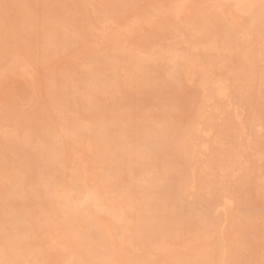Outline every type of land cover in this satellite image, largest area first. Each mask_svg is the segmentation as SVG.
Listing matches in <instances>:
<instances>
[{
    "label": "rangeland",
    "instance_id": "rangeland-1",
    "mask_svg": "<svg viewBox=\"0 0 264 264\" xmlns=\"http://www.w3.org/2000/svg\"><path fill=\"white\" fill-rule=\"evenodd\" d=\"M2 1L4 2V6L1 9V14L2 16H4V21L6 23H14L13 19H16V14L21 13L22 9H24V15H28L29 13L33 15L35 24H37L39 21L36 19L41 20L39 25H37V30L33 38L34 50L30 52L31 54H29V56L21 53L23 62L27 61L26 57H29L30 59L38 58L41 54L44 53V50L42 49L41 51L40 48H42L43 46L42 43H45L47 41V36L45 35V33H47V31L51 29L55 30L56 28L54 27H57V25L52 27V25L56 24H51V19L53 18V16L55 17L56 15H58V17H61L58 18L56 16L54 22L59 19V22H66L67 20H70V22L71 20L74 21L75 24H70L73 26L75 25V27H72L74 30L69 28L71 26L64 28L66 29V31L70 30L68 32L70 33L73 41L75 39L77 41L76 44H74L75 50L69 51L67 53L61 52L60 54L54 56V59L52 58L51 60H49L51 62L48 61L47 63L48 68L47 66H44V64H42V67L37 68L34 65V70V67H30L27 62H25L23 63L25 64L24 68L22 67L20 69H16V71H11L10 66L13 64L12 58L14 59L15 55H17L15 54L17 51L14 52L13 50L5 53V58L3 60H0V117L1 115H3V112L1 111H5L6 113H8L4 114L6 115L4 119L8 118V121H4V119L0 118V140L3 142H7V140L10 139V142L13 141L11 142V144L9 143V149H4L5 151L3 149L0 150H2L1 153L5 152V155L10 154V157L15 159V161L11 160L9 162H4V164L0 163V184L3 182L1 186L4 187L10 183L11 185L14 183L15 185L12 186L15 187V190L17 186H19L18 184H16V182H14L16 180L15 178H13L14 176H16H13V173L15 174V171L13 169H9L8 166L12 167L13 165H19L25 160L27 162H30L31 158V162H37L38 160H40L41 162L38 161L39 163H44L41 157L34 155V151L38 148H41V146L39 145V138L40 135H44L43 133H41L44 131V129L43 131L37 129L38 131L36 130L35 133H33L34 136H32L33 134L31 133L28 134L29 136H26L27 133L24 130L27 125H34L36 121H40L41 115H43L44 113L47 114V111L49 112L50 118L47 119V117H45L42 121V123H45V127L43 126V128L47 129V133H49L50 131H48V128H46L47 124L52 125V130L50 128L49 130H51L54 135L57 134L54 137L56 139H59V137L57 138L56 136L61 135L65 130H67L66 128L69 125L67 124V122L69 123V121L70 125L68 126V129L70 127L74 128V126H72L73 124H77L76 126L82 125L85 127H90L93 124V121L87 122L85 120L86 117H82V115H79L81 118L74 121L75 119H73V116L74 118H76V113L75 111L73 112L72 106L64 107L65 110L63 112L60 111L62 113L54 109L55 106L53 107V102H51L52 98L54 97V95L52 94V91L54 89L53 86H56L59 89H65L63 88V86L66 87L64 83L66 84L67 81L64 82V78L66 77L65 80H68L67 76L71 72L72 75H76L75 70H77V68L78 71L81 69V71H79L81 73L76 71L78 73L77 76H81L83 73L88 72L89 69H91L89 70V72H91L93 70V67L101 64L102 59L105 60L107 57L114 58L117 55L124 54L125 52H122L121 49H119V51L117 49H111L115 47L114 39H112L111 37L113 36L114 38V35H116V37H120V39L129 40L130 49L133 48L134 50L138 51L140 55H143L144 58H148V60L150 61L153 60V62L150 63L156 64L155 66L157 67H155L156 69L154 68L151 70L142 68V70L148 71V74H150L148 77L151 78L145 86L141 81L131 84H134V86H130L127 84L124 85L126 78L128 80L130 77L129 75H131L130 73L132 72V69H130L132 68L131 63L127 65L125 62L121 63V66L124 64L125 65L124 67L118 69V73H116V76L119 77V80L122 83L121 85H119V89H117L118 86H112L111 88L106 89L105 92V89H102L105 88V86L101 83V90L103 92L100 91L99 88L96 90V95L99 94L100 96H103L101 97L103 99V102H97L99 103L97 106V111L100 110V113H98L97 111L95 112L97 114L96 118H98L99 116L100 120L96 119L95 122L96 125L97 123L98 125L100 124V127H103L102 129L109 127L105 129V132L106 130H108V132L105 133L103 131L105 135L101 133L102 136L99 133L100 135H98L97 137V142L101 143L100 147L97 148L99 150L96 149L95 153L90 152V154H88V152H86L84 155L76 156V165L74 162V168L77 167L82 172H84L85 175L91 174L89 176H86V179H88L89 177H95L93 178L96 179L95 181L92 178L89 181V189H91L90 187H92V189L98 190H105L106 188L110 189H107V191L99 192L96 190L98 195H100L98 197H100L99 199L102 204L108 206L110 204L108 202H110V197L112 196V199L117 201V206H126L125 202L122 203L125 199L129 200L130 198V202L133 200L131 203L134 202L133 204L135 208H133L135 212L134 210L126 206L127 214L125 215L126 218H128V229H133L135 227L134 221L138 219L140 215H143L145 211L147 212L149 210H152V212H154V215L156 214V219H151L152 221H149V230H151V227L152 231L150 232L148 230L146 233H144V236L146 237L145 239L147 240H141V238H139L141 233L139 232L138 235L135 234L136 232L133 233L132 230L130 232L128 231V235L126 237V248L128 250L127 252L129 256L134 255L133 257L135 258H139L141 256L142 258L146 259L147 264H168L167 262L170 259V254L173 253V250H176L186 257L188 256L187 260L182 264H208L209 258V264H214V262H216L215 264H264V132L261 136H257L253 134L254 130L252 131L251 129V127H253L252 120L254 118L264 117V97L259 98L260 96L258 94L260 93L261 83L255 82L260 80L253 79V77L255 76L253 72L257 73L259 71V68L264 66V17L260 19V17L262 16L261 14H264V0H250L249 2L254 1L253 3L251 2V4H249L253 7L251 13L239 12V14H241V16L243 17V20L242 23H239L237 25L238 27H234V29L232 28L230 21L225 18V14H223L225 13V10L223 9L227 7L228 3V7L233 6L231 4L233 3L232 1L219 0L218 3H215L216 0H193L191 2L198 3H193L195 4V6H192L194 7L193 9H195L197 6H199L198 8L203 9L207 6H211V3L212 5H215L214 8L212 7L213 11L211 10L213 12L212 17L214 24L217 26L218 23H216V20L218 21V19L222 18L220 20V24L227 26L229 24V26L232 28V30L230 29L229 34H233H230V36H232L236 41L233 45V47H236V49L232 50V47H229L230 51H228V46H225L224 42L222 43V40L220 38H216L213 36L211 37V35H214V31H211L213 34L211 32L209 34L208 31L207 33L201 30L199 31L198 27L191 25V23L186 24H189V27L185 26L188 27L186 28V34H184L180 30H178L177 32V29L173 24H171L172 22L170 23V21L168 22L169 24H167L166 22H162L164 27L160 25L159 29L157 26H155L156 23L159 24L157 22V19L159 18L160 13H164V11L168 12V9H171V6L175 7L174 5L177 4V2L183 1V4L185 6L186 1L187 3H189V0H109L110 2H108V5L107 3L101 5L104 0H102V2L98 0L101 3H97L98 1L94 3L98 10L92 5L93 1H89V4L87 3L86 5L88 7H85V10L80 13L79 11L81 10H77L76 12L72 11L74 10L73 8H75V5L73 3H64L66 1L72 2L73 0H48L50 1L49 4L47 0H45V3H42L40 5L39 3H34V6H38L35 7L36 9L27 6L29 5V3H27L26 1L20 3V1L17 0L16 2H14L17 4L15 5V7L13 6L14 4L10 5L11 3H13L12 1L15 0H8L9 4H6V0ZM9 1H11V3ZM116 3L118 5L121 4L120 6L126 10L125 11L124 9H122V11L124 12H120L121 14H116L117 17L120 14L119 19H113V13H110V9H112L114 12V4ZM43 4L48 5L47 7H44ZM98 4L100 5L98 6ZM183 4L181 5L183 6ZM220 4L223 6V8L221 9L223 11L220 12V15H217L218 13L216 12V7L219 8V10L217 11H220V7H222L220 6ZM7 5L12 6V8L7 9ZM18 5L19 7L17 9ZM97 6L100 8H98ZM108 6H111V8ZM39 7H44L46 9H40ZM91 7L92 10H90ZM254 7L257 9V11L256 9L254 10ZM37 8L40 9V12ZM6 9L8 12L6 11ZM16 9L19 12H17ZM93 10L95 11L92 12V14L90 11ZM5 12H7L8 14ZM26 12L29 13L27 14ZM190 13H188L187 15H189ZM9 14L12 16H9ZM45 14H47V16H43ZM192 14L195 13H191L190 16H187L189 20L193 18L194 15ZM247 14H249L250 17ZM252 15L255 16L252 17ZM13 16L15 17L13 18ZM42 16L44 18H42ZM75 18H77V20H74ZM109 18L113 20H110ZM170 18H165V20H171ZM42 20H45L44 23H47L43 24ZM75 21H78V27L76 26ZM176 21L179 25L183 24V21L182 23L179 22V20ZM261 24H263V27L260 30L258 28H260L259 25ZM49 25L50 28L52 27L51 29L48 28ZM133 25L139 26L138 28H136V26ZM167 25H169L170 27ZM249 25H252L253 28L256 29L253 31L259 30L258 32L253 33L254 35H256V38L259 37V39L257 40L261 44H258L257 40L255 44H251L248 43L245 39L246 36L244 27H248ZM133 27H135L136 29H133ZM224 28H226V26L223 27V32L221 31L223 35L225 34ZM44 29L45 31H42ZM75 29H79L80 31H76ZM128 29L130 31H127ZM154 29L157 30L155 31ZM151 31L155 32V34H153L157 36L152 37ZM199 32H201V34ZM202 32L204 35L202 34ZM77 33H79V35ZM24 36L26 38L29 37L27 34H25ZM82 36L85 38H82ZM144 38H146V40ZM83 39L86 40L83 41ZM143 39L147 42L150 40L147 45H144L146 47L140 45L142 44L141 42ZM78 40L82 42L80 46H83L85 44L84 48H80L79 46L78 48H76L77 45L80 44ZM150 42L152 43L150 44ZM23 43L25 46L27 45V41H24L20 43L19 46H22ZM105 44L109 50L105 48ZM111 45L113 46L110 47ZM147 46L149 48H147ZM102 48H104L105 50ZM136 48H141V52ZM65 51L66 50H64L63 52ZM245 51H247V55H244ZM190 52H196L195 54L199 53L200 63L202 62V65L204 66L209 65L210 70H213L212 72L214 75V81L220 79L223 82H228L231 89V100H229L233 102L228 103V105H225L223 103L230 101H220L219 103L218 100H215L213 102L210 101L209 103L206 102L207 110L205 111V117L203 116V119L200 121L202 122V127L206 129L208 133H194L191 137L193 139L195 138L196 142L199 145L198 147H196V150L198 149L197 151L195 150L196 153H192L190 147L186 146V144L188 143L183 144L182 142H180L182 143L180 144L176 142L173 145H170L172 144L171 141L173 142L172 139L174 138L171 137L168 139V137H170L169 130L167 131L169 132V134L166 132L164 137L167 142L166 144L160 146V144L158 143V138L156 137V133L158 131H162V129L164 130L167 125H170L172 127L171 131H175L176 128L182 129L188 127L187 121H190L192 119V117L190 118V114L191 109L193 108V104H198L199 102L203 103V101L205 100V91L202 84H200L202 82H200L201 80L200 75H198L199 73L196 70H193L190 73L191 75H189L191 76V79L186 81L185 76H183V70L179 69L183 66H177L180 65V60H182L181 58L177 57V55L181 56L180 54H190ZM227 53L231 54H228L227 56ZM65 54L67 55L64 56ZM70 55L71 57H69ZM158 55H160L161 57ZM253 58L261 60H258V63L256 64L254 63V68L252 67L253 71L251 69L249 70V74L252 75L247 77V75L245 76L241 68L243 65H251V61L253 60ZM225 59L228 60L225 62ZM8 60L11 61L8 62ZM86 60L88 62H86ZM110 61L112 62L113 60L111 59ZM142 65L149 64L146 63ZM162 66H164V69H162L163 71L160 70V68H163ZM105 67L106 66L104 64V74L103 76L100 75L103 79L105 78V75L110 74V71L108 70L109 67ZM256 67H258L257 70ZM144 68H147V66H144ZM8 70L10 72H8ZM23 70L25 72H23ZM62 72L63 75H60V73ZM57 73H59V76L55 75ZM160 73H162L161 76ZM51 75H53V79H51ZM55 76H57V78ZM69 76L71 77V75ZM55 78L57 79V81ZM80 85L81 86L79 92H77L78 96L80 95L81 97L82 95V97L84 98H81L85 99L86 95L82 94V92H85L86 90V87L84 86L85 84L81 83ZM128 86H130V88H128ZM105 102H107V105L109 106H105ZM217 103H222L221 105H225V108L223 109L222 106H220L219 104L217 105ZM235 107L237 108V110H235ZM79 111L81 112V110ZM241 112H243V116L240 120L237 117V114ZM55 118L57 119L54 120ZM166 121H168V123H166ZM103 122L105 124H102ZM133 127H135L137 130H135V128ZM77 128L78 127H75V129ZM123 128H131V130L127 131V129L124 130ZM78 129L80 130V128ZM149 130H152V135L151 133H148L150 132ZM122 131L125 132V135L123 136H121ZM126 131L128 133L130 132V134L127 135ZM249 133H251V135ZM24 135L26 137H24ZM30 135L34 139L33 141H31L32 138L30 139ZM60 138L61 139L59 140L63 139L62 136ZM123 139H128L125 141L126 143H124V145H120L123 147L115 148L116 152L109 153L111 151H114L112 148H114L115 146L117 147L118 144H122L124 142ZM167 139L169 140V142L167 141ZM193 139L190 140L195 142ZM23 140H25V142ZM118 140L119 142L118 144H116ZM141 145H144V147L142 148ZM202 145H205L207 149H205ZM185 146L188 148H186ZM125 149L128 151H126V154L129 153V156L132 158V160L130 157L128 158L129 160H125ZM130 149H132L133 151H135L136 149V151L134 152L135 154L132 152V150L129 151ZM184 150L188 151L189 156H187L188 153ZM237 151H242L241 153L243 154V157L242 154L238 153ZM97 153L100 154L101 157H104L102 159H99L101 161L97 160L98 157L94 155ZM118 154L121 158L118 157ZM130 154H133V156ZM192 154L194 155L192 156ZM109 155H112V158ZM239 155L242 158H240V161H238V165L235 166L233 172H230L231 174L229 173L228 176L226 174V177H224L223 172H220L218 167L225 163H233L234 160H237L236 158H238ZM110 159H113V163L112 161L110 162ZM182 161L185 163V167L182 164ZM220 163L222 164L220 165ZM119 164L123 165L124 168L122 167V169L125 172H123V170L119 168L121 167L119 166ZM34 165L33 168H35L36 170H43L42 164L40 165L36 163ZM36 165H38L39 168ZM113 165H115V167H119H117L115 171L114 169L111 170ZM132 167L135 168V171L130 170ZM209 167H213L217 171L215 170L216 172L213 173L209 170ZM74 168L69 171L68 175L73 172ZM181 169L186 173L182 172ZM9 170L11 175L7 176L9 175ZM117 170H119V173L116 172ZM111 171L112 173H110ZM121 173L123 174L120 175ZM116 174L117 176H115ZM213 174L216 175L214 176ZM184 175H188L190 180ZM6 176L10 179L8 180ZM121 176L122 178H120ZM124 176L126 179L123 178ZM101 177L103 181L101 180ZM23 178L26 179V182L30 180L27 179V177ZM185 179H187V181ZM192 179H194L193 181L195 182L191 181ZM100 181H102L101 184H99ZM4 182L7 184H5ZM30 182L32 181L30 180ZM190 182H193V185L192 183L190 184ZM135 184H137L138 187L137 185L135 186ZM141 184L143 188L139 186ZM100 185L106 187L103 188ZM107 185L109 186L107 187ZM189 185H191V188L189 187ZM94 186H98V188ZM193 186L194 188H192ZM133 187L137 188L136 193H133V191H131L133 190ZM186 187H188V189H186ZM18 189L19 188H17V190ZM137 191H140L141 194ZM172 192L175 193L171 195ZM144 195H147V199ZM16 196L17 199H12V209H14L13 213L11 215H7L5 211L4 215L0 213V215L2 216L1 221L10 219L12 216L16 217L14 219L16 223L11 220L14 224H10L11 226L9 225V230H11L10 227H13L14 225H16V227L19 226L18 224H20V226L23 225L21 222L18 223L16 219L17 217H21L23 215L24 211L27 209L26 206L30 207L31 205L32 208H39L37 200L31 203L28 198L23 197L25 199H22L20 195ZM16 196L14 198H16ZM107 196H110L108 197L109 199H105L107 198ZM173 196L175 198H173ZM10 198H13V196H10ZM27 199L31 203L30 205L27 204L29 203L27 202ZM103 199H105L106 201L108 200V202H106L105 200L103 201ZM229 199H231L232 202L230 201V206L229 204L227 205L228 207L226 206L228 210L226 211L227 213H225L224 210L219 208L221 207L223 201ZM1 200L3 199H0V209L2 208L1 211H3L5 208H9V206H6L5 202H1ZM143 201L145 203H143ZM143 209L145 211L140 212V210ZM98 213L99 212L96 213V216ZM136 214L138 215V217ZM168 214H171L173 216L171 218H167ZM130 215H134V217L131 216V218ZM90 218L89 219L91 221L94 220L92 216ZM150 222L152 224H150ZM7 225V222H4V224L0 222V242L2 241L1 237L7 233ZM151 225H154L155 227ZM62 228H66L63 226L61 227V229H59V232L61 234L65 233V235H63L62 237L65 241V238H67L66 234H69V231L62 232ZM79 228L80 229L76 230H80V232H83L87 229V227L84 225H81V227ZM96 228L91 227L90 229L98 230ZM210 229H212V231ZM51 230H53V228ZM14 232V234L19 235L17 231L14 230ZM211 232L213 233L211 234ZM206 233L210 235L208 236ZM133 237L135 238V240L133 239ZM48 238L46 240H32L30 238H26L25 241H28V244L26 246V251H23L33 253L35 256H38L41 251L44 252L45 255H40L42 258L45 257V262H47L48 264H67L74 254L79 253L78 251H84L82 249H79L81 247V244H79V237L73 236V238L71 239H69L70 237L68 238L71 241V245H76L73 247L75 251L67 249L64 246V248H62V246L59 247L60 244H57L56 241H58V243L63 242L62 238L54 237L56 241H53V239L51 240V242H49L50 239ZM76 238H78L79 240H77ZM16 239V237L13 238V240ZM72 239H75L78 242H76L75 240L73 241ZM47 240L49 243L46 242ZM210 240H212L211 245ZM214 240L216 243L214 242ZM39 241L44 243L43 247H40L37 244H41V242ZM137 243L139 244L138 246H136ZM205 245H207V247ZM209 245L211 246V250L209 249ZM44 246H46V249L44 248ZM82 248H84V246ZM39 250L40 252H38ZM209 251L211 252V254ZM207 252L209 254V258L206 255ZM190 254L192 256H190ZM162 255L168 256H166L165 259ZM204 255H206V258H208V260ZM87 256L90 257V255ZM100 257H102V255L99 257L97 256L96 258L98 259ZM212 257H217L214 258L216 259L214 262L211 261ZM33 258L34 257L29 258L30 262H33ZM203 260H206V263H204L205 261L203 262ZM3 264H7V262Z\"/></svg>",
    "mask_w": 264,
    "mask_h": 264
},
{
    "label": "bare ground",
    "instance_id": "bare-ground-1",
    "mask_svg": "<svg viewBox=\"0 0 264 264\" xmlns=\"http://www.w3.org/2000/svg\"><path fill=\"white\" fill-rule=\"evenodd\" d=\"M16 1L17 0L12 1L13 3H11V1H9L11 3L10 5L14 4L13 6L15 7V5H17V4L14 3V2H16ZM19 1H20V3H23L24 1H26L27 3H29V5H27V6L33 8V9H36L35 7H38V6H34V3H39V5L42 4V3H45L44 2L45 0H19ZM19 1H18V3H19ZM89 1H93L92 5L96 8V6L94 5V3H96V1H98V0H73L72 2H67L66 1L64 3H73L75 5V8H73L74 10H72V11H75L76 12L77 10L78 11L81 10V11H79V13H80V12H82V11L85 10V7H88L86 5H87V3L89 4ZM100 1L102 2V0H100ZM100 1H98L97 3H101ZM192 1L193 0H189L188 1L189 3H187V1H186L185 6L183 4V1L182 2H177V4L174 5L175 7H172L171 6L170 7L171 9H168L167 8L169 10L168 11L169 13L168 12H165V11H164V13H160L159 14V18L157 19V22L159 24H157L155 22L157 24V25L155 24V26H157L158 29H159L160 25H162L164 27V25H163L164 22H166L167 24H169L168 22L170 21V23L172 22L171 24H173L175 26V28L177 29V32H178V30H180L184 34H186V28L189 27L188 26L189 24L188 25H186V24L187 23H191V25L197 26L199 31L201 30V31H204L205 33H207V31H208L209 34H210L211 31H214L213 32L214 35H211V37L213 36V37H216V38H220L222 40V43L224 42L225 46H228V49H229L228 51H230V48L229 47H232L231 48L232 50L236 49V47L235 48L233 47V45L235 44L236 41H235V39H233L232 36H230V34L231 35H233V34L232 33L229 34V31H230V29L232 30V28L234 29V27H238L237 25L239 23L240 24L242 23L243 17L241 16V14H239V12H246V13L249 12V13H251V10H252L253 7H252V5H249V4H251L252 1L249 2L250 0H230V1L233 2V3L230 2L233 6L230 5L232 7H228V5H229V3H228L227 7H225V9H223V10H225V13H223V14H225V18L228 21H230L232 28L229 26V24H228V26L227 25L220 24V20L222 18L221 19L216 18V19H218L219 22L216 20V23H218V25L216 26L214 24L213 17H212V13H213L212 11H213V8H214L215 5H212V3H211L210 4L211 6H207V7L204 6L205 8H203V9L198 8L199 6H197L195 9H193L194 7H192V6L193 5L195 6V4H193V3H196V2L191 3ZM218 1L219 0H216L215 3L216 2L218 3ZM6 2H7L6 4H9L8 3V0H6ZM47 2L49 4L50 1L47 0ZM108 2H110V1L109 0H104L101 5H103L104 3H107V5H108ZM48 4H43V5H44V7H47ZM181 4H183V6ZM196 4H198V3H196ZM10 5L9 6L7 5V7H8L7 9L12 8V6H10ZM99 5L100 4H98V6ZM109 5H111V4H109ZM120 5L121 4L118 5L117 3L114 4V8H115L114 9V12H113L112 9H110V13L111 12L113 13V15H112L114 17L113 19H115V18H118L119 19V16L121 14L120 12H124V11H122V9H124V8H122ZM3 6H4V2L2 0H0V60H3L5 58V53H7L9 51H12V50L14 52L17 51L15 53V54H17V55H15V58L14 59L12 58L13 64L10 66V70L11 71H16V69H20L22 67L24 68V65L25 64H23V63H25V62H27V64L30 67H34V65L36 66V68L37 67H42L43 66L42 64H44V66H47L48 61L51 60L54 56L60 54L61 52L62 53H67L69 51L75 50L74 49L75 48V45L74 44H76V41L77 40L75 39L73 41L70 33L68 32L70 30L66 31V29L64 28V27L71 26L69 28L73 29L72 27H75V25L73 26V25H70V24L71 23L72 24H75L74 21L71 20V22H70V20H67V21L65 20L66 22L60 21V22H63V23H60L59 22L60 19H59V20H57L58 22L57 21L54 22L55 17L56 16L58 17V15H56L55 17L53 16L54 19L53 18L51 19L52 20L51 21V24L52 23L53 24L56 23V24L52 25V27L55 26V25H57V27H54L56 29L53 30V29H51L52 27L50 28V25L48 26V28L51 29V30H49V31H47V33H45V35L47 36V41L45 43L43 42L42 43L43 46H42V48H40L41 51H42V49L44 50V53L41 54L38 58H32V59H30L29 57H26V60L27 61L23 62L22 61V58H21V53H23L26 56H29V54H31L30 52H32L34 50L33 49L34 48L33 38H34L35 33H36V30H37V25H39V23H40L41 20L40 19H36V20H39V21H38V23L35 21L37 23V24H35L34 23V19H33V15H31V13H29V12H28L29 14L26 12L28 15H24V13H23V10L24 9H22V12L21 13H19V14L17 13L16 14V19H13L14 23H11V24L6 23L4 21L5 20L4 19V16H2V14H1V11H2L1 9H2ZM190 6H191V8H190ZM220 6H222V5L220 4ZM18 7H19V5L17 6V9H18ZM44 7H41V8L43 9ZM108 7L111 8V6H108ZM39 8H37V9L40 12V9L41 8L40 9ZM98 8H100V7H98ZM222 8H223V6L220 7V11H217V10H219V8L216 7L217 10L216 9L215 10H216V12L218 14L217 13H215V14L220 15V12L223 11V10H221ZM7 9H6V11H7ZM44 9H46V8H44ZM255 9L256 8L254 7V10ZM10 10H12V9H10ZM90 10H92V7H91ZM56 11H58V10H56ZM94 11L95 10L90 11V12L92 13ZM115 11H116V13H115ZM256 11H257V9H256ZM7 12H5V13H7ZM17 12H19V11L17 10ZM43 12H45V11H43ZM190 12L191 13H195V14H192L194 16H193V18H191L189 20L187 18V16H190V14H191ZM118 13H120V14L117 17L116 14H118ZM171 13H172V15H171ZM188 13H190V14L187 15ZM155 14H153V15H155ZM247 15H249V14H247ZM255 15H252V17L255 16ZM261 15H260L261 16L260 19H262L264 17V14H261ZM6 16H8V15H6ZM9 16H12V15L9 14ZM43 16H47V14H45ZM43 16H42V18H44ZM14 17L15 16H13V18ZM249 17H250V15H249ZM58 18H61V17H58ZM71 18H73V17H71ZM89 18H91V17H89ZM165 18H170L171 20H169V19L168 20L167 19L165 20ZM176 18H181L182 20L181 19H176ZM113 19H110V20H113ZM45 20H47V19H45ZM45 20H42L43 24H46L47 23V22L44 23ZM74 20H77V18H75ZM176 20H179V22H181V23L183 21V24L179 25ZM75 22H76V26L78 27V24H77L78 21H75ZM223 22H225V21H223ZM147 23H148V21H147ZM224 24H227V23H224ZM214 25H215V27H214ZM262 25L263 24L259 25L260 28H258V27L257 28L261 30V28L263 27ZM133 26H136V25H133ZM138 26H136V28H138ZM167 26H169V25H167ZM185 26H188V27H185ZM224 26H226V28H224V33L225 34L223 35V33H221V31L223 32L222 29H223ZM241 26H243V25H241ZM43 27H40V28H43ZM157 27H155V28H157ZM134 28L135 27H133V29ZM241 29H243V28H241ZM75 30L76 31H80L79 29L78 30L75 29ZM154 30L156 31L157 29H154ZM253 30H256V29H254L252 25H249L248 27H244L245 36H246L245 39L247 40L248 43H251V44H255L256 40L259 39V37L256 38V35H254V33H253V32H258L259 30H257V31H253ZM42 31H45V29L42 30ZM127 31H130V30L128 29ZM73 32H75V31H73ZM153 33L155 34V32H152V35H151L152 37L153 36H157V35H154ZM199 33L201 34V32H199ZM25 34H27L29 37L26 38L24 36ZM77 34L79 35V33H77ZM202 34H203V32H202ZM260 34H262V33H260ZM85 36H87V35H85ZM114 36H115L114 38H113V36L111 38L114 39L115 47H117V48L114 47V48H111V49H117L118 51H119V49H121L122 52L123 51L125 52L124 54L117 55L116 57H114L115 59L112 58V57H107L106 56L107 58L106 59L104 58L105 60L102 59L101 64L96 65L95 67L92 66L93 67V70L91 72H89V70H91V69H89L88 72L83 73L81 76H77L78 73L76 71H78V68L76 67L77 68V70H75L76 75L75 74L72 75V72L71 73L69 72L70 73L69 75H71V77L68 75L67 76L68 77V80H65L66 77L64 78V82L67 81L66 84L64 83V85H66V87L63 86V88H65V89H59L58 87L53 86L54 89L52 91V94L54 95V97L52 98L51 102H53V105L52 106L53 107L55 106L54 109L58 110L59 112L60 111L63 112L65 110L64 107H68V106L71 107L72 106L73 112L75 111V113H76V118H74V116H73V119H75L74 121H76V119L81 118L79 115H82V117H84V116L86 117L85 120L87 122L88 121H90V122L93 121L92 122L93 124L91 125L92 127L91 126L90 127H85V126H82V125L76 126L77 124L76 125L73 124L72 126H74V128L70 127L68 129V126L70 125V121H69V123L67 122V124H69L67 126V128H66L67 130H65V131L63 130L64 132L63 133L61 132L62 134L61 133H58V134H61V135L56 136L57 138L59 137V139H61L60 137L62 136L63 139L62 140L56 139L54 137L57 134L54 135L53 132H51L52 125L47 124V127H46V128H48V131H50L49 132L50 134L47 133V129L43 128V126L45 125V123H42L43 119L45 117H47V119L50 118V114L46 110L47 111V114L44 113L43 115H41V120L38 119L40 121H38V122L36 121L34 125H32V124L30 125L29 124L24 129L26 131V133H27L26 136H29L28 134H30V133L31 134L35 133V131L37 129L40 130V131L41 130L43 131V129H44V131L41 132L44 135H40V138H39L40 139V144L39 145L41 146V148H38L39 150L38 149L35 150L36 152L33 150L34 151V155H36L38 157H41L43 159L42 161L44 163H39L38 161H40V160H38L37 162H31L32 161V158H31L30 162H27L25 160L24 162H26V163L23 162V163H20L19 165H13L12 167L11 166H8L9 169H13L15 171V174L13 173V176L14 175H16V176H14L13 178L16 179L14 182H16V184L19 185V186L16 185L17 188H19V189L17 190V188H16V190H15V187L12 186V185H15L14 183L12 185L10 183V184H8V185H6L4 187L1 186L3 184V182L0 184V199H3V200H1V202H5L6 206H9V208H10V209L9 208H5L3 211H1V209H2L1 208L0 209V213H2L3 215H4V211H5V213L7 215H9V214L11 215L13 213L14 209H12L13 208L12 199H14V200L17 199V196L16 195H20L22 197V199L28 198L31 201V203H33V201H36L37 200L38 201V204H39V208H32L31 205H30L31 203L27 199L28 200L27 202H29L27 204L30 205L31 208L29 206H26L27 209L25 208L26 210L24 211L23 215L21 217H17V219H16L18 223L21 222L23 225L20 226V224L17 223L19 226L16 227V225H14L15 227L14 226L13 227H10L11 230H9V225L10 224H14V223H12L11 220H13V222H15L14 219L16 217L12 216L11 217L12 219L11 218L10 219H6L8 221H6V220L1 221L2 220V216L0 215V222L2 224H4V222H7V224H8L6 226L7 233L5 232L6 234H4V236L1 237L2 241L0 242V264L6 263V262H7V264H48L47 262H45L46 261L45 260V257L44 258L41 257L42 254L45 255L44 252H42V251L40 252V250H39L38 252H40V253L38 254V256H35L33 253L24 252V251H26V246L28 244L27 243L28 241H25V240H26V238H30L32 240L33 239H36V240H41V239L44 240L45 239L46 240L48 238V236H49L48 239H50L49 242H51V240H53L54 237L55 238H62L63 235H65V233L61 234L59 232V229H61V227H63V226L66 229L62 228V232H68L69 231V234H66L67 238L64 237L66 240L64 241V239L62 238L63 239L62 240L63 242H59V243H58V241H56V239H54L53 241H56L57 244H60L59 247L62 246V248L65 247L67 249H70L72 251H75L73 249V247L76 246V245H73V244L71 245V243H70L71 241L69 239L73 238V236L79 237L80 242H81V243L79 242V244H81V247L79 249L84 250V251L81 250L82 252L78 251L79 253L74 254L72 256V258L70 257L71 259L68 261V263L66 262L67 264H147L146 263V259L145 258H142L141 256L140 257L137 256L139 258L133 257L134 255L133 256H129V254L127 252L128 250L126 248V237L128 235V231L130 232L132 230L133 233L136 232L135 234H138V232L141 233V234H143V235L140 234V237L139 238H141V240L142 239H145L146 237L144 236L145 235L144 233H146L149 230V221L151 219H154L155 220L156 217H157L156 214L154 215V212H152V210H149L147 212L144 209L143 210H140V212H142V211L144 212L145 211L146 214L144 213L143 215H140V217L138 219H136V220L134 219L135 221L134 220L133 221H134L135 227L133 229H128L127 228V224H128L127 220H128V218H126V215H125V214H127L126 213L127 212L126 211V208H127L126 206H128V208L134 210V208H135L134 207V204H133L134 202L131 203L133 200L130 202L129 201L130 198H129V200L125 199L122 203L125 202L126 203V206H123V205L122 206H117V204H116L117 201L114 200V199H112L113 196L112 197L107 196V198H105V199H109L108 197H110L111 198L110 199V202H108V200L106 201L105 199H103V201L105 200L106 202H108L110 204L108 206L102 204L100 202V199H99L100 197H98L100 195H98L97 191L98 192L99 191H107V189H109V188H106L105 190L104 189L103 190H101V189L98 190V189H92V187H90L91 189H89L88 188L89 187L88 186V183L91 180V178L93 179L95 177H91V178L89 177L88 179H86V176H89L91 174L85 175L84 172H82L77 167L74 168V162H75L76 156H78V155L79 156L80 155H84L86 152H88V154H90V152L95 153L96 149L98 147H100V144H101V143H98L97 142L98 135H100L101 133L105 135V133L108 132V130H106V132H105V129H107L109 127L105 126L107 128L102 129L103 127H100V124L98 125V123L96 125V122H95L96 119H99L100 120L99 116H98V118H96L97 117V114H96L95 111L98 110V107L97 106L99 104L97 102H100V103L103 102V99L101 98L103 96H100L99 94L96 95V90L97 89L100 88V91H102L101 90V83L105 86V88H102V89H105V92H106V89H109L112 86H116V87L118 86L117 89H119V85H121L122 83L119 80V77L116 76L117 75L116 73H118L117 72L118 69L124 67L125 64L121 66V63L125 62L127 65H129V63H131V65H132L131 67L132 68H130V69H132V72L130 71L131 72L130 73L131 75H129L131 78L129 77L128 80L126 78V80L124 82L125 83L124 85L127 84V85H130V86H134V84L133 85H131V84L134 83V82L136 83L138 81L139 82L141 81L144 84V86H145V85H147V83L151 79L150 77H148L150 74H148V71H146V70L147 69L148 70H151V69H154L155 67H157V66H155L156 64L150 63V62H153V60L150 61V60H148V58H144L143 55H140L138 53V51L134 50L133 48H131V49H133V50H131L130 49V41L129 40L120 39V37H116V35H114ZM117 36H120V35H117ZM149 36H150V34H149ZM205 36H207V35H205ZM127 37H129V36H127ZM82 38H85V37L82 36ZM147 38H149V37H147ZM144 39L146 40V38H144ZM212 39H214V38H212ZM84 40H86V39H83V41ZM130 40H132V39H130ZM143 40L141 42L142 44H140V45L143 46V47H146L144 45L145 44L147 45V43H149L150 40L148 42L145 41V40L143 41ZM246 40H244V41H246ZM24 41H27V45L25 46L24 43H23V45L21 44L22 46H19L20 43H22ZM78 41H79L80 44L77 45L76 48H78V46L80 48L81 47L84 48L85 44L83 46H80L82 44V42L80 40H78ZM218 41H219V39H218ZM257 42H258V40H257ZM151 43L152 42H150V44ZM109 44H111V43H109ZM150 44H149V46H150ZM258 44H261V43L258 42ZM103 45H104V42H103ZM113 45H111L110 47H112ZM105 46H106V44H105ZM105 48L107 50H109L107 46ZM147 48H149V47L147 46ZM102 49H104V48H102ZM136 49H139V48H136ZM140 49H139V51H140ZM64 50H66V51L63 52ZM192 53L190 52V54L189 53L188 54H180L181 56H178L177 55V57H179V58H181L183 60V62H182V60L179 59L180 60V63H179L180 65H177V66L178 67L183 66L182 68L180 67L179 69L183 70V74H184L183 76H185V80L186 81L189 80V79H191V76H189V75H191L190 73L193 70H196L199 73L198 75H200V80H201L200 82H202L200 84H202V86L204 88V91H205V98H204L205 100L203 101V103L202 102L201 103L199 102L198 104H196V103L193 104V108L191 109V114H190V118L192 117V119L190 121H187L188 122L187 123V126L188 127L182 128V129H180V128L177 129L176 128L175 131L174 130L171 131V128L172 127L170 125H167V127L164 130L162 129V131H158V130H154V131H158L156 133L157 134L156 137L158 138V143L160 144V146L167 143L166 142V139H164V137H165V133L169 130L170 131V137H168V139L171 138V137L174 138V139H172L173 142L171 141L172 144H170V145H173L176 142L177 143L182 142L183 144L188 143V144H186V146L190 147V149L192 150V153H193V152H195L196 147H198L199 145L196 142L195 138L194 139L191 138L192 135L194 133L195 134H201V133L207 134L208 133V131L202 127V122L200 121V120L203 119V116L205 115V111L207 110V108H206L207 107L206 106V102L209 103L210 101L213 102L215 100H218L219 103H220V101L221 102H223V101H230L231 100L230 99L231 89H230V85L228 84V82H223L220 79L214 81L213 80V76L214 75H213V72H212L213 70L212 71L210 70L209 65H205L204 66V65H202V62L200 63L199 53L198 54H195L196 52L193 53V54ZM228 54H231V53H227V56H228ZM66 55L67 54H65L64 56H66ZM209 55H211V54H209ZM244 55H247V51H245ZM158 56H160V55H158ZM69 57H71V55ZM221 57H222V55H221ZM111 59L113 60L112 62L110 61ZM236 59H234V60H236ZM256 59L257 58H253V60L251 61V63H252L251 65H243L242 66L241 69L243 70L245 76L247 75V77H249L250 75H252V74H249V70L250 69L252 70L254 68V63L256 64V63H258V60H261V59H257V60ZM227 60L228 59H225V62ZM10 61L11 60H8V62H10ZM49 62H51V61H49ZM86 62H88V61L86 60ZM181 62H182V64H181ZM146 63L149 64V65H142V64H146ZM104 64H105L106 67H109L108 70L110 71V74L109 75H105L104 76L105 78L103 79L101 76H103V74H104V72H103L105 70L103 68V65ZM234 64H236V63H234ZM6 65H7V63H6ZM144 66H147V68H144ZM162 67L163 68H160L161 71H163L162 69H164V66H162ZM47 68H48V66H47ZM142 68L143 69H146V70L144 71V70H142ZM63 69H65V68H63ZM257 69H258V67H256V70ZM34 70H35V67H34ZM67 70H69V69H67ZM30 71H31V69H30ZM30 71H28V72H30ZM79 71H81V69ZM8 72H10V71L8 70ZM23 72H25V71L23 70ZM158 72H159V70H158ZM52 73H53V71H52ZM79 73H81V72H79ZM162 73H160V76H161ZM253 73L255 75L253 77V79L260 80V81H255V82H257V83L260 82L261 83L260 93H258V94L260 96L259 98H263L264 97V66L261 67V68H259V71L257 73L256 72H253ZM23 74H25V73H23ZM58 74L59 73H57L55 75H58ZM61 74L63 75V72L60 73V75ZM48 75H50V74H48ZM51 76H52L51 79H53V75H51ZM55 77L57 78V76H55ZM56 81H57V79H56ZM81 83L82 84H85L84 86L86 87L85 92H82V94L86 95L85 96V99H82L84 97H82V95H81V97H82L81 98L80 95L78 96V93H77V92H79V89H80V86H81L80 84ZM95 86H96V88H95ZM97 86H98V88H97ZM130 86H128V88H130ZM112 89H114V88H112ZM107 91H110V90H107ZM112 91H115V90H112ZM258 94H256V95H258ZM50 98H48V99H50ZM257 98H258V96H257ZM219 103H217V105ZM228 103H233V102H231V101L230 102H224L223 104L228 105ZM9 104H11V103H9ZM221 104H219V105L222 106V108L224 109L225 108L224 107L225 105H221ZM35 105H37V104H35ZM105 106H109V105H107V102H105ZM237 108H238V106H237ZM237 108L235 107V110H237ZM11 109H13V108H11ZM242 109H243V107H242ZM79 110H81V112ZM223 111H226V110H223ZM1 112H3V115H1L0 118L1 119H4L5 116H6L4 114L6 112L5 111H1ZM62 112H60V113H62ZM97 112L100 113V110L97 111ZM6 114H8V113H6ZM52 114H53V112H52ZM66 115H68V114H66ZM242 116H243V112L237 114V117L240 120L242 119ZM263 118L262 117H258V118H254L252 120V126L253 127H251V129H252V131L254 130L253 134H255L257 136H261L262 133L264 132V119ZM56 119L57 118H55L54 120H56ZM5 120L8 121V118L4 119V121ZM110 121H112V120H110ZM104 122L102 124H105ZM80 123H81V121H80ZM166 123H168V121H166ZM241 123H242V121H241ZM113 125H115V124H113ZM23 127H24V125H23ZM75 127L80 128V130L78 128H77L78 130L75 129ZM49 128L51 130H49ZM133 128H135V127H133ZM21 129H23V128H21ZM125 129H127V131L128 130H131V128H125ZM135 130H137V129L135 128ZM103 131L105 133H103ZM127 131H126V134L127 135L130 134V132L128 133ZM149 131L150 132H148V133H151V135H152V130H149ZM124 133L125 132L122 131L121 132V136L125 135ZM167 133L169 134V132H167ZM102 134H101V136H102ZM172 134H174V135H172ZM249 134L251 135V133H249ZM140 135H138V136H140ZM26 136L24 135V137H26ZM32 136H34V134ZM31 138L32 137L30 135V139ZM128 139H125V140L123 139L124 142L121 141V142H123L122 144H118V142H119V140H118L116 142V144H118V146L124 145V143H126L125 141L128 140ZM168 139H167V141L169 142ZM190 139H193L196 143L193 142V141H191ZM33 140L34 139L32 138L31 141H33ZM104 140H106V139H104ZM23 141L25 142V140H23ZM11 142H13V141H11ZM11 142H10V139L7 140V142H3V141L0 140V146H1L0 149H3V150L4 149H9ZM182 143H180V144H182ZM30 146H31V144H30ZM118 146L117 147L115 146L114 148H112L114 151H111L109 153L116 152L115 148H122L123 147V146H120V147H118ZM136 146H138V145H136ZM5 147H7V148H5ZM32 147H34V146H32ZM141 147L143 148L144 145H141ZM188 147H186V148H188ZM203 147L205 149H207V147L205 145ZM158 149H160V148H158ZM97 150H99V149H97ZM131 150L132 149H130L129 151H131ZM1 151L2 150H0V163L1 164L2 163L4 164V162H9L11 160H14L15 161V159H13V158L10 157L11 156L10 154L9 155L8 154L5 155L4 154L5 152L1 153ZM126 151L127 150L125 149V151H124L125 152L124 158H125V160H129L128 158L130 156H129V153H127L128 154V156H127ZM135 151H136V149H135ZM135 151L132 150L133 153ZM184 151H186V150H184ZM11 152H13V151H11ZM117 152H118V149H117ZM186 152L188 153V151H186ZM241 152H238V153H241ZM114 154H116V153H114ZM94 155L98 157L97 160L104 158L103 156L101 157V155L98 154V153L97 154H94ZM112 155H109V156H111V158H112ZM130 155L133 156V154H130ZM193 155L194 154H192V156ZM187 156H189V153L187 154ZM118 157H119V154H118ZM126 157H127V159H126ZM242 157H243V154H242ZM242 157L239 155L238 158H236L237 160L236 161L234 160V162L231 163V164L230 163L229 164H227V163H225V164L220 163V165L221 164L222 165L219 166L218 169L220 170V172L221 171L223 172L224 177H226L225 176L226 174L228 176V174L230 172H233L235 166L238 165V161H240V158H242ZM119 158H121V157H119ZM131 160H132V158H131ZM99 161H101V160H99ZM111 161L113 163V159H110V162ZM36 163H38L40 165L42 164L43 165V170L38 171L35 168H33V165L36 164ZM179 163H181V162H179ZM176 164H178V163H176ZM182 164L184 165V167L186 166L183 161H182ZM72 165H73L74 170H73V172H71L68 175L69 171L73 169L72 168ZM75 165H76V162H75ZM36 166H38V165H36ZM119 166H121V167H119ZM119 166H117V167H119V168L122 169L123 165H120L119 164ZM117 167H115V165H113L111 170L114 169V171H115L117 169ZM134 167H132V168H134ZM38 168H39V166H38ZM132 168L130 170L131 171H135V168L134 169H132ZM209 170L212 171L213 173L217 171L213 167H209ZM181 171L182 172H185L182 169H181ZM116 172L119 173V170H117ZM123 172H125V171L123 170ZM110 173H112V171ZM122 174L123 173H121L120 175H122ZM10 175L11 174H10V170H9V175H7V176H10ZM209 175H210V173H209ZM213 175L215 176L216 174H213ZM115 176H117V174ZM184 176L185 177H188V175H184ZM23 177H25V178L27 177V179H30L32 182H30V180L28 182H26L25 181L26 179H24ZM175 177H177V176H175ZM210 177H211V175H210ZM219 177H222V176H219ZM120 178H122V176ZM123 178H125V176ZM9 179L10 178H8V180ZM111 179H109V180H111ZM93 180L95 181L96 179H93ZM101 180L103 181L102 177H101ZM185 180L187 181V179H185ZM189 180H190V178H189ZM193 180L194 179H192L191 181H193ZM102 181H100L99 184H101ZM108 182H110V181H108ZM193 182H195V181H193ZM193 182H190V184L192 183V185H193ZM5 184H7V183H5ZM136 185L137 184H135V186ZM100 186H102V185H100ZM108 186L109 185H107V187ZM112 186H110V187H112ZM139 186H141V188H143L142 187V184L139 185ZM190 186L191 185H189V187ZM194 186L192 188H194ZM94 187H97L98 188V186H94ZM102 187L104 188L106 186H102ZM137 187H138V185H137ZM186 189H188V187H186ZM136 190H137V188L136 187L135 188L133 187V190H131V191H133V193H136ZM110 192H112V191H110ZM137 192L140 193V191H137ZM174 193L175 192H172L171 195H173ZM183 195H186V194H183ZM10 196H13V198H10ZM15 196H16V198H14ZM120 196H122V195H120ZM144 196L146 197L147 195H144ZM23 197H25V198H23ZM38 198H39V200H38ZM173 198H175V197L173 196ZM146 199H147V197H146ZM230 201H231V199L226 200V201H223L222 204H224V202H225V204L224 205L221 204V207L219 209H222V210L225 211V213H227L226 212L228 210L227 209V207H228L227 205L229 204V206H230V204L232 202V201L231 202ZM143 203H145V202L143 201ZM24 205H26V204H24ZM145 205H147V204H145ZM97 212H99V213L96 216V213ZM134 212H135V210H134ZM134 215L133 216L130 215V217L131 216L134 217ZM91 216L94 219L93 221L90 220L91 219L90 218ZM172 216L173 215L168 214L167 215V218H171ZM137 217H138V215H137ZM150 224H152V223L150 222ZM81 225H84V226L87 227V229L84 230L83 232H80V230H76V229H80L79 227H81ZM151 226H154V225H151ZM91 227H95V228L97 227L96 229H98V230L90 229ZM52 228H53V230H51ZM150 229L151 230H149V231L151 232L152 231V228L150 227ZM14 230L17 231L19 235L14 234L15 233ZM210 230L212 231V229H210ZM212 233L213 232H211V234ZM14 236L17 238L16 240H13V238H15ZM76 239L79 240L78 238H76ZM133 239L135 240L134 237H133ZM72 240L74 241L75 239H72ZM77 240H75V241L78 242ZM145 240H147V239H145ZM211 241L212 240H210V245H211ZM39 242H41V241H39ZM46 242H48V240ZM145 242H147V241H145ZM214 242H215V240H214ZM214 242H212V243H214ZM201 243H203V242H201ZM37 244L40 247H43V245H44V243H42V242H41V244L40 243H37ZM82 245L84 246V248H82L83 247ZM138 245L139 244L137 243L136 246H138ZM205 246L207 247V245H205ZM44 248L46 249V246H44ZM218 248H219V246H218ZM162 249H164V248H162ZM209 249L211 250V246H210ZM192 250H193V248H192ZM201 251H203V250H201ZM205 252H206V250H205ZM210 254H211V252H210ZM87 255H90V257H88ZM101 255H102V257H100L101 259L98 258L99 259L98 260L96 257L97 256L99 257ZM170 255H171L170 256V259L167 262L168 264H182L188 258V256L186 257L185 255L179 253L176 250H173V253H171ZM206 255L209 258L208 252L206 253ZM206 255H204L205 258H206ZM166 256H168V255H166ZM166 256H163V257L166 259ZM190 256H192V255L190 254ZM212 256H215V255H212ZM216 256H218V255H216ZM30 257H34L33 258V262H30V260H29ZM183 257L186 258V259H184ZM208 258H206V259L208 260ZM214 258H217V257H214ZM214 258L212 257V259H211L212 262H214L216 260ZM208 261H209L208 262V264H209L210 263V258H209ZM203 262L206 263V260H203ZM215 263L216 262H214V264ZM217 263H218V260H217Z\"/></svg>",
    "mask_w": 264,
    "mask_h": 264
},
{
    "label": "snow or ice",
    "instance_id": "snow-or-ice-1",
    "mask_svg": "<svg viewBox=\"0 0 264 264\" xmlns=\"http://www.w3.org/2000/svg\"><path fill=\"white\" fill-rule=\"evenodd\" d=\"M87 199V198H86Z\"/></svg>",
    "mask_w": 264,
    "mask_h": 264
}]
</instances>
